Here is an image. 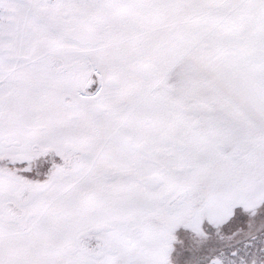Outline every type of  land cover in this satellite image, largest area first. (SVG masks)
<instances>
[{
	"label": "snow or ice",
	"instance_id": "1",
	"mask_svg": "<svg viewBox=\"0 0 264 264\" xmlns=\"http://www.w3.org/2000/svg\"><path fill=\"white\" fill-rule=\"evenodd\" d=\"M0 264H264V0H0Z\"/></svg>",
	"mask_w": 264,
	"mask_h": 264
}]
</instances>
